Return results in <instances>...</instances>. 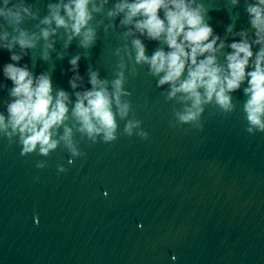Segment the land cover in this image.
<instances>
[{
  "label": "water",
  "instance_id": "water-1",
  "mask_svg": "<svg viewBox=\"0 0 264 264\" xmlns=\"http://www.w3.org/2000/svg\"><path fill=\"white\" fill-rule=\"evenodd\" d=\"M58 2L26 0L37 18L26 19L23 27L38 34L48 5ZM116 2L109 0L95 14L98 38L87 55L78 40L65 47L60 29L51 38L55 50L47 61L41 58V40L20 66L49 74L54 93L63 89L74 102L73 56L81 54L86 88H91L90 70L111 81L123 61L125 90L131 93L124 99L132 104L126 119L140 120V128L129 137L126 120L117 117L118 138L105 142L103 133L93 140L73 127L77 155L61 141L47 156L38 149L22 156L17 138L0 133V264H264V133L246 131L243 86L234 94L231 114L208 107L202 129L178 124L173 111L180 106L166 101L167 85L158 88L148 66L135 65L131 40L136 37L124 35L120 17H107ZM200 2L226 43L219 57L224 63L231 51L227 44L239 39L234 33L252 35L245 10L252 0H239L238 6L231 0ZM230 24L234 28L228 33ZM139 38L149 56L157 48L167 50ZM11 62L10 53L0 48V113L5 115L12 84L3 77V65ZM141 130L147 139L137 135Z\"/></svg>",
  "mask_w": 264,
  "mask_h": 264
},
{
  "label": "clouds",
  "instance_id": "clouds-1",
  "mask_svg": "<svg viewBox=\"0 0 264 264\" xmlns=\"http://www.w3.org/2000/svg\"><path fill=\"white\" fill-rule=\"evenodd\" d=\"M108 3L109 0H59L49 4V15L39 21V25L47 27L37 25V34L23 27L26 19L37 18L26 0H0V48L10 53L12 61L3 65V77L12 87L7 115L0 113V133L9 140L17 138L22 156L37 149L47 156L61 141L77 155L73 127L93 140L103 133L105 142L118 138L117 117L126 120L124 133L129 137L133 129L140 128V120L126 119L132 104L124 99L131 93L125 90L123 61L118 63L119 70L111 81L101 79L98 69L90 70L91 88H86L79 71L81 54L73 56L69 60V71L73 73L69 85L74 90V102L63 89L54 93L49 74L35 75L27 64L20 66L28 50L37 48L41 40L44 42L41 58L47 61L50 51L55 50L51 38L60 29L66 36L65 47L78 40L87 55L98 38L97 27L93 25L95 14L102 13ZM231 4L238 6L239 0H231ZM245 10L252 35L247 30L235 32L239 39L227 44L231 51L224 55V63L219 57L226 43L208 23L209 10L200 0H118L107 11V17L111 20L120 17L119 25L127 28L124 35L136 37L131 40L135 65H147L149 74L157 78L158 88L167 85L166 101H175L180 106L173 111L178 124L202 129V116L208 107L231 114L236 109L234 94L243 86L246 131L264 133V0H252ZM233 28L234 24L226 26V32L231 33ZM139 37L162 43L167 50L157 48L149 56ZM17 46L19 52L15 51ZM58 56L63 59V53ZM128 59H133L132 53ZM131 74L133 77L138 74L135 68ZM81 87L83 91H75ZM70 119L75 124L70 126ZM137 135L148 138L143 130Z\"/></svg>",
  "mask_w": 264,
  "mask_h": 264
}]
</instances>
